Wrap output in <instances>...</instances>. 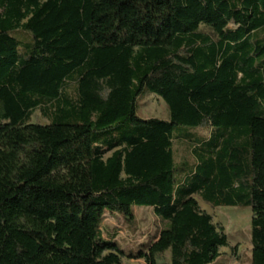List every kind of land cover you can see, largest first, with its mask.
Returning a JSON list of instances; mask_svg holds the SVG:
<instances>
[{
    "label": "trees",
    "instance_id": "obj_1",
    "mask_svg": "<svg viewBox=\"0 0 264 264\" xmlns=\"http://www.w3.org/2000/svg\"><path fill=\"white\" fill-rule=\"evenodd\" d=\"M145 89L168 121L137 115ZM196 196L251 208L264 264V0H0V264L150 262L105 238L134 207L171 264H212L228 237Z\"/></svg>",
    "mask_w": 264,
    "mask_h": 264
},
{
    "label": "rangeland",
    "instance_id": "obj_2",
    "mask_svg": "<svg viewBox=\"0 0 264 264\" xmlns=\"http://www.w3.org/2000/svg\"><path fill=\"white\" fill-rule=\"evenodd\" d=\"M233 27V25H231ZM209 31L206 27H201ZM137 115L142 119L169 120V111L164 101L145 89L137 101ZM32 122L47 125L49 122L37 111ZM174 151L176 161L181 163L184 159H191L189 148L182 144L183 136L188 133L184 127L174 129ZM197 133L208 137L209 130L201 129ZM179 137V138H178ZM202 210L213 218L214 224L228 237V245L221 249L220 258L212 264H252L251 222L253 213L251 208L245 207H213L196 196ZM136 219L134 223L126 222L120 215H105L103 230L105 238H114L116 243L126 252H136L142 246L151 242L150 262L144 260L122 259L113 252L106 253L100 264H171V236L166 234L167 223L161 222L150 207H134ZM170 238V245H169Z\"/></svg>",
    "mask_w": 264,
    "mask_h": 264
}]
</instances>
